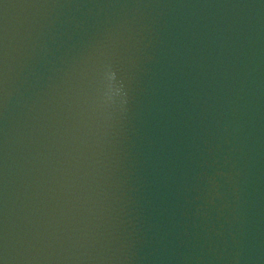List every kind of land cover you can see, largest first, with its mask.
Masks as SVG:
<instances>
[{
  "label": "water",
  "instance_id": "95a60500",
  "mask_svg": "<svg viewBox=\"0 0 264 264\" xmlns=\"http://www.w3.org/2000/svg\"><path fill=\"white\" fill-rule=\"evenodd\" d=\"M0 264H264V0H0Z\"/></svg>",
  "mask_w": 264,
  "mask_h": 264
}]
</instances>
